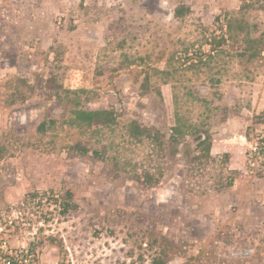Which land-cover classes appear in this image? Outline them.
I'll return each instance as SVG.
<instances>
[{"label": "rangeland", "instance_id": "374dc122", "mask_svg": "<svg viewBox=\"0 0 264 264\" xmlns=\"http://www.w3.org/2000/svg\"><path fill=\"white\" fill-rule=\"evenodd\" d=\"M229 17L264 41V0H0V247L264 264V52L220 39Z\"/></svg>", "mask_w": 264, "mask_h": 264}, {"label": "trees", "instance_id": "16d2710c", "mask_svg": "<svg viewBox=\"0 0 264 264\" xmlns=\"http://www.w3.org/2000/svg\"><path fill=\"white\" fill-rule=\"evenodd\" d=\"M175 14L177 16L182 15L181 8H177L175 10ZM225 28L227 33H222L219 37L220 39H238L240 40V51L239 56H246L249 59H253L259 57L264 52V41L262 39L254 38L250 35V27L249 24L245 21L240 19L229 17L226 19ZM241 36V37H240ZM227 37V38H226ZM240 37V38H239ZM215 39V38H214ZM213 39V40H214ZM202 61V58L199 59ZM192 66V65H191ZM148 82V79H145ZM143 88L146 87V84H142ZM116 120V114L113 110H77L74 111V119L77 125H85V126H92V125H110L114 123ZM130 131L135 134H140L144 131L138 127V125L134 122H131L129 125ZM158 134V133H157ZM186 131L181 128L180 125V118H177V124L175 127L171 129L170 140L173 142H178L180 137H184ZM204 140H201L199 144H203ZM264 144V137L260 140V145ZM210 144L204 146V153L206 155L209 154ZM259 150L264 154V145L259 148Z\"/></svg>", "mask_w": 264, "mask_h": 264}, {"label": "built area", "instance_id": "2783aa9c", "mask_svg": "<svg viewBox=\"0 0 264 264\" xmlns=\"http://www.w3.org/2000/svg\"><path fill=\"white\" fill-rule=\"evenodd\" d=\"M0 264H41L36 253L28 248L0 247Z\"/></svg>", "mask_w": 264, "mask_h": 264}]
</instances>
